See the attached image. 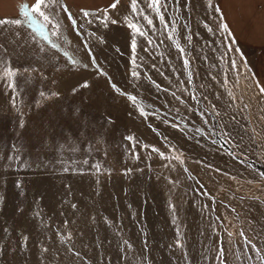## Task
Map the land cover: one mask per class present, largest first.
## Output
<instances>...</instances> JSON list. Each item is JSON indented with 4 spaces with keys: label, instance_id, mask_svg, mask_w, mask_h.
I'll return each mask as SVG.
<instances>
[{
    "label": "rangeland",
    "instance_id": "1",
    "mask_svg": "<svg viewBox=\"0 0 264 264\" xmlns=\"http://www.w3.org/2000/svg\"><path fill=\"white\" fill-rule=\"evenodd\" d=\"M130 4L51 27L44 74L0 76V264H264V197Z\"/></svg>",
    "mask_w": 264,
    "mask_h": 264
},
{
    "label": "crops",
    "instance_id": "2",
    "mask_svg": "<svg viewBox=\"0 0 264 264\" xmlns=\"http://www.w3.org/2000/svg\"><path fill=\"white\" fill-rule=\"evenodd\" d=\"M113 2L64 0L75 19L82 16L81 9L98 14L112 9L109 6ZM34 3L35 0H0V20L20 21V24H0V76H9V69L15 75L44 74L42 60L50 57L53 32L48 24L43 29L45 35H41L38 28L45 22L36 13H33L35 25L25 21L22 6L30 7ZM54 6L64 15L55 17L60 26L74 33L71 21L65 17L67 13ZM137 10L134 19L143 32L150 33L151 24L144 18L147 16L153 34L162 35L177 55L186 90L201 92L196 95L201 99L197 105L201 110L199 114L195 112V118H211L212 113L216 114L219 153L233 156L234 163L248 171V179L241 177L245 183L249 181L250 196H246L248 200L261 202L259 197H264L261 172L264 170V93L260 92V87H264V0H211V6L209 0H160L159 15L149 7V0H144L137 2ZM221 23L227 25V30L219 27ZM254 191L257 198L253 197ZM236 193L242 201V192Z\"/></svg>",
    "mask_w": 264,
    "mask_h": 264
},
{
    "label": "snow or ice",
    "instance_id": "3",
    "mask_svg": "<svg viewBox=\"0 0 264 264\" xmlns=\"http://www.w3.org/2000/svg\"><path fill=\"white\" fill-rule=\"evenodd\" d=\"M118 3H119V0H114V2L109 7L112 8V9H115L117 7ZM159 4H160V0H149V7L153 8L157 12L158 15H159ZM54 5H58L62 9V11L64 13H67V19L71 21L73 30H77L79 28H83L84 27L83 24H78L77 20L73 17L71 11L69 10V8L64 3V0H35V3L32 4L30 7L28 5H23L22 6L23 7V16L25 18V21L28 24L35 25L36 21H35V18L33 16V13H36L40 17H42L43 21L45 22V24L40 25L39 28H38V30L40 31L41 35H45L43 29L48 24H51L53 28L59 29L60 28V22H59V20L55 19V16H56L55 11H51V9L53 8ZM209 6H211V0H209ZM131 8H132L133 13H136V11H137V0H131ZM216 11L219 12L220 9L217 7ZM80 14H82V16L87 20V22L89 24H91L93 22L91 19H88L89 17H95L96 20H99L105 26H107V22L110 19V17L107 15V9L104 10V14L102 16L98 15L97 12H92V11L85 10V9H81L80 10ZM139 14H141V15L143 14L142 10H141V12ZM144 18L148 21L149 24H151V20H149L147 16H145ZM125 19L127 20L128 18L125 17ZM111 22L112 23H116L115 20H112ZM6 23L20 24V21L19 20H12V21L0 20V24H6ZM128 26L131 29H133L134 33H138L141 36L146 35V33L141 31L137 27V25L135 23H132L131 21H129ZM219 27L221 29L227 30V25L226 24L221 23ZM55 34L56 33H53V35H55ZM91 35L94 36L95 33H91ZM229 35H231V33H229ZM135 43H136L135 42V36H133V40H132L133 49L135 48ZM93 63H94V61H93ZM133 63H134V61H133ZM185 64H187V61H185ZM233 66H235V62H233ZM26 71H27V69H26ZM7 74L9 76H15V71L9 69ZM132 75L135 77L137 75V73L133 72ZM82 86L83 87H87V82H85ZM112 86L117 92L120 91V89L117 88L116 85L113 84ZM8 87L10 89H12L13 91H15V87L16 86H15L14 82L13 83H9ZM73 91L75 92L76 89H73ZM260 92L264 93V87H260ZM40 95L44 96L45 93L41 92ZM52 95L55 96V95H57V93L53 92ZM129 98L130 99H134L133 97H129ZM12 99L14 101L16 99V97L13 96ZM141 114H143V113H141ZM20 126L21 127L24 126L23 120H21ZM126 139L131 140L132 137H126ZM153 150L156 151V149H153ZM9 159H17L18 160L19 157L18 156L17 157H9ZM85 163H87V161H85ZM95 167H96V171L99 172L100 171V165H96ZM64 170L67 171L68 169L65 168ZM73 207H75V205H73ZM229 235H231V233H229ZM239 235L241 237H244L245 233L243 231H241L239 233ZM24 239H27V237H25ZM64 239H65V237L61 236V240H64ZM177 243L179 244V241ZM125 244H128V242L125 241ZM129 247H130V245H129ZM76 255H79V254L76 253ZM217 258L220 259L221 264H224V258H223V252L222 251H218L217 252Z\"/></svg>",
    "mask_w": 264,
    "mask_h": 264
},
{
    "label": "trees",
    "instance_id": "4",
    "mask_svg": "<svg viewBox=\"0 0 264 264\" xmlns=\"http://www.w3.org/2000/svg\"><path fill=\"white\" fill-rule=\"evenodd\" d=\"M262 173L264 174V171L262 170Z\"/></svg>",
    "mask_w": 264,
    "mask_h": 264
}]
</instances>
